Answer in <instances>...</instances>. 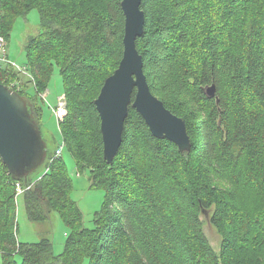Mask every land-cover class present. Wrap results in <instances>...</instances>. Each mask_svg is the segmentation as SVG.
I'll return each mask as SVG.
<instances>
[{"label": "trees", "instance_id": "1", "mask_svg": "<svg viewBox=\"0 0 264 264\" xmlns=\"http://www.w3.org/2000/svg\"><path fill=\"white\" fill-rule=\"evenodd\" d=\"M120 2L72 0L65 8L55 0H0L6 59L18 16L37 9L41 28L26 39L23 70L0 63V82L33 105L41 131L37 100L58 65L67 111L59 122L63 151L77 172L88 170L90 187L104 190L94 226L85 228L63 156L53 157L61 142L46 150L41 170L21 178L0 161L2 264H264V0H141L144 28L135 44L143 72L152 94L184 120L191 149L180 152L153 136L129 105L107 163L94 100L123 54ZM40 63L38 85L21 76ZM17 183L30 185L22 193L30 221L58 212L69 230L61 253L48 238L17 240ZM202 210H211L220 233L217 251L203 231Z\"/></svg>", "mask_w": 264, "mask_h": 264}, {"label": "water", "instance_id": "2", "mask_svg": "<svg viewBox=\"0 0 264 264\" xmlns=\"http://www.w3.org/2000/svg\"><path fill=\"white\" fill-rule=\"evenodd\" d=\"M140 3L141 0L120 2L124 13L123 54L94 100L100 118L103 157L107 163L112 162L120 146L129 105L144 119L153 136L175 143L180 152L191 149L184 120L152 94L143 72L142 58L135 44L144 28ZM205 90L209 97L214 96V85ZM46 150L33 105L0 82V161L8 173L21 178L37 169L44 162Z\"/></svg>", "mask_w": 264, "mask_h": 264}, {"label": "rangeland", "instance_id": "3", "mask_svg": "<svg viewBox=\"0 0 264 264\" xmlns=\"http://www.w3.org/2000/svg\"><path fill=\"white\" fill-rule=\"evenodd\" d=\"M100 3V0H94ZM55 2L65 8H69L72 5V0H55ZM212 11V10H211ZM216 12L212 11L214 15ZM202 17L206 21H210V16L207 10L204 11ZM40 16L37 9H31L26 15L18 16L10 31L8 41L6 43V53L11 62L21 66L25 61V42L30 36H36L40 33ZM2 66H6L5 63H1ZM37 68V72H33L32 76L25 73L21 75L25 78L33 79L32 82H38L43 80L37 75L40 73L41 67ZM35 68V67H34ZM49 69L46 67L45 73H48ZM22 78L23 82L26 80ZM28 91L34 93L33 87L30 84ZM43 96V97H42ZM59 102L63 103L65 107V95L63 93V84L59 73L58 65L54 64L47 80V86L44 92L41 93V98L37 100L38 112H40V126L42 136L47 142V149L52 151L55 143L61 142V134L59 132V124L56 121L51 107H55ZM65 112L66 107H65ZM63 159L65 161L66 169L72 178L73 187L70 191V197L77 203L82 214V226L85 228H92L94 226L93 217L96 211L100 210L104 199V190L101 188L90 187V178L88 170L83 172H77L74 160L72 156L67 152H62ZM43 165V163H42ZM42 165L37 168V171L42 169ZM32 181L35 178V174H30ZM23 187L22 184H20ZM15 191V196H16ZM16 238L20 242H35L41 238H48L52 242L53 252L59 254L64 247V241L66 234L68 233L67 227L62 222L58 212L51 211L48 213V218L45 221H30L25 212L23 195L16 196ZM231 215V214H230ZM211 217V210L202 211L201 219L203 220V231L209 240L212 248L218 250L220 247V233L209 222ZM15 259L20 262V257L15 256ZM86 259L81 264L86 263ZM0 264H2V257L0 254Z\"/></svg>", "mask_w": 264, "mask_h": 264}, {"label": "built area", "instance_id": "4", "mask_svg": "<svg viewBox=\"0 0 264 264\" xmlns=\"http://www.w3.org/2000/svg\"><path fill=\"white\" fill-rule=\"evenodd\" d=\"M2 61H6L7 63H11L17 69L21 68L18 65H16L14 62H10L8 59H6V57L4 55V41L2 38H0V63H3ZM21 70H23V69L21 68ZM51 109H52V112H53V115H54L56 121L59 124V122L62 121V119L64 118V116L66 114L65 107H64L63 103L59 102L55 107H51ZM63 148H64V143L61 141V143L56 148V150L53 154V157L60 156L63 152ZM29 187H30V185H28L26 187H24V186L21 187V185L19 183H17L16 184V192H17L16 196L23 193L24 190L28 189Z\"/></svg>", "mask_w": 264, "mask_h": 264}]
</instances>
